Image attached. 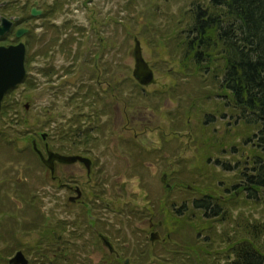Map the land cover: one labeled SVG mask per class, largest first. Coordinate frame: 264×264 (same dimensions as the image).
Instances as JSON below:
<instances>
[{
	"label": "rangeland",
	"instance_id": "rangeland-1",
	"mask_svg": "<svg viewBox=\"0 0 264 264\" xmlns=\"http://www.w3.org/2000/svg\"><path fill=\"white\" fill-rule=\"evenodd\" d=\"M9 1L13 6L6 12L0 11V15L9 17V14H13L20 19L36 6L34 4H50L55 0ZM61 1L62 11H56L49 19L44 17L52 25H66V30L61 31L59 28L61 34L58 37L54 33L55 29L44 30V19L34 18L22 23L25 25L21 27L31 29L37 40L41 34H45L44 40L30 44L29 53L35 55L29 62L26 61L25 36L17 39L14 35L18 27L0 38V45L3 46L18 41L26 45V82L18 84L4 98L8 104L11 99L15 101L13 112L1 109L0 128L4 137L0 140L12 144L0 143L1 168L8 169L11 182L8 190L3 186L0 188V264H8L7 259L17 249H21L25 258H28L26 264H116L113 255L107 253L110 263L102 262L91 251L95 248L91 245L95 239L89 225L91 214L103 218L102 230L111 234L115 247L121 252V259L128 257L131 260L129 264H191V260L200 257L201 253L189 247L187 251L191 258L183 254L187 257L183 262L178 261L180 254L172 256L167 253L166 247H175V244L170 243L173 242L170 237H165L164 225L158 226L154 233L160 241H144L143 237H148L150 231L146 229L143 232L139 242L147 252L143 257L132 260L134 254H138L140 243L135 237L132 239L127 219L136 217L128 213L127 209L151 206L153 213L162 216L160 220L163 224H172L174 222L170 216L176 214L174 211L169 216L168 201L175 199L178 206L183 201L181 199L199 197L195 183L199 187L213 185L220 198L225 199L232 190L235 191L233 186L241 182L238 177L242 152L248 146L243 148L242 138L238 137L237 142L240 144L237 150L229 148L224 153L214 150L209 160L212 162L205 161L203 154L209 147L204 146L202 151L199 150L202 145L195 143L193 137L200 135V123L197 132L194 130L198 118H190L187 125L180 123L182 118L177 113L181 109L177 106L176 96L162 85L176 80L177 76V81H182V85L177 86L178 91H181L185 89L186 82L179 79V75L171 73L174 63L170 60L171 55L163 49V41L154 39L152 32H144L152 11L156 12V23L162 26L169 17L183 12L193 0ZM157 1L159 9L155 8ZM162 10L167 12L161 15ZM78 29L81 30L77 32ZM55 36L56 43L53 42ZM134 37L140 41L142 56L154 72L153 83L144 87V91L131 81L134 80ZM67 40L70 41L69 45L64 48L63 44ZM46 45L50 46L46 54L37 55V51ZM98 64L103 65V72L101 69L97 72ZM48 67L54 69L51 76L41 72ZM146 91L150 93L149 100L141 99ZM165 91V94L161 93ZM155 92L159 95L154 96ZM26 103L29 104L27 110L24 109ZM208 108L213 109L211 106ZM224 113L225 119L216 115L212 122L220 135L233 121L228 110ZM73 120H79L81 129L90 130L89 142H84L81 132L77 134L78 138H72L78 126L72 124ZM41 134L47 135L45 142L53 150L91 160L89 176L79 161L57 166L58 174L63 170L61 180L66 185L60 190V199L46 189L50 177H43L44 166L31 145V140L35 139L38 149L44 153ZM216 157L221 164H214ZM223 162L229 165L228 168H223ZM226 188L228 192L225 193ZM22 189L26 192L16 193ZM31 190L35 196L44 198L42 204L38 203L44 213L39 221L43 225L47 223L48 228L28 225L38 209L37 205L28 202V199L32 202L31 198L35 197ZM235 192L239 199L245 198L243 192L238 189ZM205 193L206 190H202L201 196ZM25 195L28 199H21ZM7 196H16L17 199ZM258 197L262 198L261 193ZM146 201L150 203L146 204ZM235 204L230 208L227 218L218 219L217 216L211 220L209 227L204 223L202 232L193 229L200 227L197 222L190 223V227L185 224L172 225L177 227L172 237L179 243L187 240L199 242L202 237L212 239L210 257L222 264L226 258L234 257L233 253L223 255V246L231 238H238V233L246 234L243 227L257 231L260 227L261 235L257 244L260 249L264 248L263 199L254 201L248 198L242 204ZM156 206L163 207L162 210L164 207L168 209L162 213ZM46 214L50 215L49 219ZM59 218L65 219V225L58 223ZM151 223L148 217L139 221L146 228ZM51 228H59L55 232L57 234L65 235L64 229L66 232V239L62 241L63 254L58 253L56 259H48L52 249L45 247L55 243L50 237ZM76 233L79 235L75 236ZM123 240L128 242V246ZM45 249L48 252L44 255ZM99 254L106 255L100 245Z\"/></svg>",
	"mask_w": 264,
	"mask_h": 264
},
{
	"label": "trees",
	"instance_id": "trees-1",
	"mask_svg": "<svg viewBox=\"0 0 264 264\" xmlns=\"http://www.w3.org/2000/svg\"><path fill=\"white\" fill-rule=\"evenodd\" d=\"M34 5L36 6L32 8L40 10L41 14L33 17L30 10L28 13L24 12L25 16L20 17L19 21L14 24V28L24 26L25 24L22 23L34 18L49 19L54 16L56 11L63 10L61 0H55L51 5H45V3ZM11 6H13L11 1L0 0L2 13ZM158 7L157 1L155 8L159 9ZM165 12L167 10H162L161 15ZM9 15L13 16V14ZM44 20V30L55 29L54 33L57 37L61 34L59 28L61 31L66 30V25L59 27L52 25L46 19ZM156 22V12L152 11V15L148 17V22L144 26V32H152L154 39L163 41L161 42L162 47L168 55H171L170 60L174 63L171 73L175 76L179 75L178 78L184 79L186 82L185 89L181 91H178L177 86L182 85V81L178 82L177 76L176 80L162 85L164 88H168L167 90H170L169 92L173 96H176L177 106L181 109L177 113L178 117L182 118L179 120L180 123L187 125L190 118H198L194 130L196 131L198 123H200V135L193 137L195 143L202 145V149L199 150L202 151L204 146L209 147L203 154L205 161L212 162L209 160L214 150L221 151L220 153L227 152L229 148L233 151L237 150L240 144L237 142L238 137L242 138L243 148L245 145L248 146L242 152L238 177L241 182L239 181L232 188L235 191L238 189L239 192H243L244 199H239L233 190L228 198L221 199L213 185L206 184L202 188L195 183L196 190H199V197L181 199L183 201L178 206H176L175 199L168 201V214L174 206L177 209L173 208V210H177L178 214H182V211L186 212L183 217L181 215L176 218L172 217L174 222L172 224L189 226L190 223L197 222L200 227L193 229L202 232L204 223L209 227L213 218L217 216L220 217L218 219L227 218L230 208L236 202L242 204L248 198L254 201L258 199L264 201V0H193L183 12L179 11L178 14L169 17L166 24L161 26ZM27 29L28 32L24 36L27 45L26 61L29 62L35 55V53H29L30 44L44 40L45 34H41L42 36L37 40L32 35V30ZM80 30L78 29L77 32ZM53 42H57L56 36ZM69 42L67 40L63 47L69 45ZM49 48V45L42 47L37 51V55H45ZM96 68L97 72L98 69L104 71L101 64L96 65ZM41 72L47 76L53 74L54 69L48 67ZM131 81L141 91L146 90L133 79ZM22 82H26V77ZM175 92L176 94H174ZM161 93L165 94L166 91ZM149 95L150 93L147 94L146 91L141 99L149 100ZM158 95L155 92L154 96ZM210 106L213 109H209ZM207 110H211V112H207ZM225 110L229 111L233 121L225 129L223 135H220L213 127L212 122L215 121L213 119L216 118V115L225 119ZM72 124L78 125L74 129L76 136L81 132L84 142L91 140L90 130L81 129L79 120H73ZM214 164H221L217 157ZM222 166L225 169L229 165L223 162ZM166 188L170 187L166 186ZM204 189L206 193L201 196V191ZM226 192H228V188L225 189ZM259 193L262 198L258 197ZM189 202L191 205H188ZM168 208L164 207L163 212H166ZM190 213H193V220ZM164 228V234L171 233L167 237H170L173 242H168L175 244V247L167 246L166 252L172 256L180 254L179 262H183L187 258L183 254L188 256L187 250L190 247L201 253L200 257L188 260H191V264H213V262L222 264L218 260L213 261V258L210 257L212 256V239L202 237L199 242L187 240L179 243L172 237V225L165 224ZM243 229L246 234L237 232L239 237L231 238L223 246L221 250L223 255L230 253L234 255L232 259L226 258L224 264H264V248L260 249L257 244L261 235L260 227H258V231L256 229L248 230L245 227Z\"/></svg>",
	"mask_w": 264,
	"mask_h": 264
},
{
	"label": "flooded vegetation",
	"instance_id": "flooded-vegetation-1",
	"mask_svg": "<svg viewBox=\"0 0 264 264\" xmlns=\"http://www.w3.org/2000/svg\"><path fill=\"white\" fill-rule=\"evenodd\" d=\"M51 4H52V2L50 3V5ZM45 5H49V4L48 3H45ZM31 9H30V14H31ZM15 87L9 89L4 94L3 99L1 100V103H0V118H2V111H1L2 108H6L5 109L6 112L9 111V110H10V112H13V110H14V107H15V103L14 102L15 101H13L11 99L9 101V104H8V103L5 102L4 98L6 97V95L8 93L9 94L12 93L13 92V89ZM24 109H25V104H24ZM2 137H4V134H3V132H2V130L0 128V138H2ZM45 137H47V135L41 134V139H42V141H44L43 142V145H44V153L41 150L38 149L41 152V154H42V156L44 157L45 160L48 159V152L56 153V154H59V155H70V156L77 155V154H67V153L64 154V153H61V152H58V151L53 150L52 147L47 142H45V139H46ZM72 138L76 139L78 137L76 136V134H73V137ZM32 141H34L35 144H36V146H37V143H36L35 139H32L31 140V145H32ZM0 143H1V145H2V143L3 144H7L8 143L7 145L12 144L11 142L4 143L2 141V139L0 140ZM32 148H33V145H32ZM36 155L39 158L41 164L44 166L43 174H42L43 177H48V178L50 177L48 179V181H49L48 183L49 184L47 185L46 189L48 191L51 190L54 193V195H57L58 196L57 199H60V197H59L60 196V190L63 189V188H65L66 185L61 180V175H62V171L63 170H61L60 171V174H58L57 173V166L58 167L59 166L60 167H63V166H66L68 164L58 162L56 159H54L52 161V163H51V166L49 167L45 163H43L42 159L39 157V155L37 153H36ZM76 162H78V161H76ZM76 162H74V163H76ZM74 163H69V165L70 164H74ZM1 167H2V165L0 164V176H1V179H0V188H1V186H3L5 188V190H8L7 187H9V184L11 183L10 182V177L8 176V169H2ZM84 167H85V165H84ZM85 169H86V172H87V168L86 167H85ZM90 172H91V164H90L89 172H87V175L88 176L90 175ZM164 178H165V176H164ZM19 179L20 178H17V180H19ZM43 188H45V187H43ZM24 192H26L24 189H22L21 191L20 190H17L16 191V193H24ZM31 193H32V190H31ZM41 193H45V191H41ZM32 195H34V194L32 193ZM6 198H9V197L7 196ZM22 198L23 199H28V196L25 195V196H22L21 199ZM34 198H37V199H34ZM9 199H17V197L14 196V198L13 197H10ZM31 199H33L32 202L30 201V199H28V202L30 204L33 203L34 206L37 205V208L38 209H37V213L33 217V221H30V223L28 225L32 224L33 226H37V227H40V228L41 227L48 228L47 223L45 225H43L42 221L41 222L39 221V220H41L40 218L42 217L43 208L41 206H38V203L39 204H42V202H43L42 199H44V198L42 196H39V197L35 196V197H32ZM36 201H37V203H35ZM149 203H150L149 201H146V204H149ZM151 204H154V202L151 203ZM173 208L177 209L176 206H174L170 210L171 211L170 213H172V212L175 211L174 213L176 215L173 218H176L178 215H181L183 217V215L186 213V212L182 211L183 212L182 214H178L176 212L177 210H173ZM156 209L161 212L162 207H157L156 206ZM164 210L165 209L162 210V213H165V212H163ZM124 212H125V209H124ZM127 212L128 213L130 212L132 216L136 217V218H132V219H127V221H128L127 222V225L130 227V232H132L131 233V235L133 236L132 239L135 237L136 241L139 242L141 240V236H142L143 232L146 229H149L150 234H149L148 237H143L144 238V241H148L150 243H153L155 241H160L159 237L156 236L154 233L156 232L155 230H157V227L158 226L165 225L166 223L163 224L161 222V220H160V219H162V216L161 215L159 216L157 213L155 214V213L152 212V207L151 206L145 205V206H141V207H129L127 209ZM170 213H169V216H170ZM190 214L192 215L191 216V219H192L193 218V213H190ZM43 215H44V213H43ZM125 215L127 216V213H125ZM145 217H148V219L150 220V222H152L150 225H148V228H146V226L143 227V226H141L139 224V221L140 220H143ZM170 217L172 218V216H170ZM46 218L49 219L50 218V215L49 214H46ZM102 219L103 218L100 217V216H98L97 214H94V215L91 214V222L89 223V225H90V228L92 230V235H95V239L91 243L92 247H95V248H93L91 251L93 252V254H95L96 256H98V260L99 261H102V262H109L108 256L110 254V255H113L112 257H113L114 262L116 264L117 263H122V264H129V263H131V260H129L128 257L121 259V252H119L118 249L115 247V243L112 240L111 234L108 233V232H106V231H104V230H102V228H101V223L103 222ZM37 222H38V224H37ZM60 222L65 225V219H62L61 220L59 218L58 219V223H60ZM171 225H176V224H171ZM167 226H168V224H167ZM169 227H171V226H169ZM173 228L174 227H172V234L174 236V230H173ZM57 230H59V228H51L50 229V233H51L50 237H51V239H54L55 240V243L54 244H51L49 246H45L46 248H50V250L52 249L51 250V255H50L51 257L49 258V256H47L48 259H56V258H58V253H62L63 254L62 249H63V246L64 245H63L62 241H64L66 239V236H65L66 235V232H65V229H64L63 232L65 233V235H63L62 233L57 234V233H55ZM169 234H171V233L166 232L165 233V237L169 236ZM76 235L78 236L79 233L78 234L76 233L75 236ZM116 239H118V238H116ZM125 239L127 240L128 237L125 236ZM106 242L109 243V245L111 246L112 249L109 248V245H107ZM123 242H125V240H123ZM125 243H126L125 245L128 246V244H127L128 242H125ZM99 245L104 248V252L106 253V255L99 254ZM139 245H140V249L137 251L138 254H134V256L132 257V260H134V261L137 260V258L143 257L145 255V252H147L146 249H144V247H143V245L141 243ZM41 249L43 250L42 247H41ZM17 251H21L24 254V256H25V253L21 249H17V250H15V252L9 258H11ZM46 252H48V250L45 249L44 252H43V254L45 255ZM107 253H109V254H107ZM153 257L155 258L156 256H153ZM9 258L7 259L8 264H9ZM96 262H98V261H96Z\"/></svg>",
	"mask_w": 264,
	"mask_h": 264
},
{
	"label": "water",
	"instance_id": "water-1",
	"mask_svg": "<svg viewBox=\"0 0 264 264\" xmlns=\"http://www.w3.org/2000/svg\"><path fill=\"white\" fill-rule=\"evenodd\" d=\"M4 5V3H3ZM41 14L40 10L35 8L31 9L32 16H38ZM19 17L12 16L6 17L0 15V38L8 34L13 27L14 22H18ZM28 29L18 28L15 31V37L19 39L22 37ZM25 54L26 46L23 42L19 41L17 44H11L7 46L0 45V103L3 99L4 94L11 88L20 84L25 77ZM133 57H134V67L132 70V76L134 80L141 86H148L154 81V72L147 61L142 56V51L140 47V41L134 38L133 47ZM29 104H25V109L27 110ZM34 150L39 154L43 163L47 166H51L54 159L61 163H74L76 161L81 162L87 168L89 172L91 160L79 155H59L56 153L48 152V159H44L41 152L38 150L34 141H32ZM109 245L108 242H106ZM109 248L111 246L109 245ZM27 259L21 251H17L11 258H9V264H26Z\"/></svg>",
	"mask_w": 264,
	"mask_h": 264
}]
</instances>
